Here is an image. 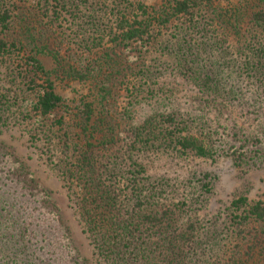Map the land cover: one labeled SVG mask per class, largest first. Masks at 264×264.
<instances>
[{"label":"trees","instance_id":"16d2710c","mask_svg":"<svg viewBox=\"0 0 264 264\" xmlns=\"http://www.w3.org/2000/svg\"><path fill=\"white\" fill-rule=\"evenodd\" d=\"M0 57L31 88L21 119L59 139L83 231L104 264H264V200L238 192L200 217L212 170L175 181L140 160L229 155L241 173L264 167V120L252 132L219 124L229 105L262 107L264 0H0ZM165 74L196 88L214 124L173 103ZM51 76L87 83L88 93L70 106ZM11 99L0 92L1 121ZM2 150L0 264H90L52 191L0 141Z\"/></svg>","mask_w":264,"mask_h":264},{"label":"rangeland","instance_id":"374dc122","mask_svg":"<svg viewBox=\"0 0 264 264\" xmlns=\"http://www.w3.org/2000/svg\"><path fill=\"white\" fill-rule=\"evenodd\" d=\"M151 3L156 0H144ZM38 59L46 69L51 70L55 64L49 55L39 54ZM20 70L17 63L7 61L0 57V92H7L11 99V108L7 111L8 118L0 120V141L8 146L9 153H14L13 161L23 160L37 176L39 181L52 191L59 202V207L65 223L71 230V235L77 248L85 255L90 264H104L97 256L91 240L86 236L80 222L75 200L78 189L72 180H68L62 172L64 164L63 147L59 139L51 133L46 135L34 125L33 119H21L26 102V97H31V88L22 87L21 82L14 73ZM55 92L60 95L70 106L79 103V98L88 93L87 83L71 81L64 84L51 76ZM167 87L171 88L173 103L183 112H188L190 117L202 115L204 120L214 124V114L208 107L199 105L196 88L182 77L175 74H165L160 79ZM25 88V89H24ZM23 89V90H22ZM245 96H249L247 87H243ZM198 99V98H197ZM125 102V97H120L119 102ZM124 102L122 105H124ZM259 112L246 111L242 106L232 104L227 107V112L219 117L220 131L228 132V127L236 124L246 132H252L264 120V100ZM203 108L202 112L199 109ZM29 107L26 106V110ZM147 109V108H145ZM20 115V118H16ZM185 117L186 114H185ZM4 150L0 153V158ZM144 163L147 173L158 177H166L175 181H183L193 171L199 169L212 170L215 179L211 194L206 199L204 209L200 210V217H211L223 210L230 199L238 192L245 193L251 200H264V167L241 173L233 164L232 157L223 155L212 161L208 158L194 155L170 156L161 152H146L140 158ZM17 163H15L16 165Z\"/></svg>","mask_w":264,"mask_h":264}]
</instances>
